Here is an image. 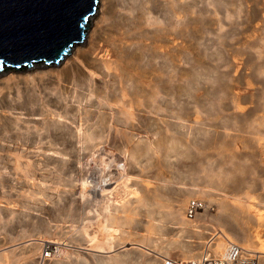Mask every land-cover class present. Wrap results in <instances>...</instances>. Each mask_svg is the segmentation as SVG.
I'll return each mask as SVG.
<instances>
[{
	"label": "rangeland",
	"instance_id": "obj_1",
	"mask_svg": "<svg viewBox=\"0 0 264 264\" xmlns=\"http://www.w3.org/2000/svg\"><path fill=\"white\" fill-rule=\"evenodd\" d=\"M190 28L183 49L173 48L167 60L183 62L175 68L174 80L167 85L157 80L163 92L158 103L163 113L149 120L140 118L141 132L129 147L75 152V158L30 167L41 182L42 186L35 189L41 187L44 196L40 192L38 195L44 201L28 199L20 211L11 215L1 210L0 252L1 248L13 249L18 258L41 254L44 264H138L134 251L139 249H167L165 256L169 257L198 255L209 251L210 237L217 231L213 224L214 200L208 198V213L193 222L192 229L198 232L186 229L168 214L184 193H189L187 217L192 219L196 212L200 213L203 197L193 192L197 188L210 187L205 189L228 197L246 189L263 200L250 212H264V148L248 138L255 134L264 139V130L256 127L257 121L264 120V0H230L215 7L200 24L192 22ZM146 60L139 67L137 81L147 93L156 66L171 65L161 57L157 64ZM0 62L2 68L8 64ZM96 107L93 103L83 108L90 109L88 123L93 126L91 131L99 134L106 129L105 116ZM111 160L118 171L107 178L110 184L104 190L106 196L110 194V200L118 201L129 196L124 193L128 189H137V195H143L141 202L131 198L133 217L128 223L103 220L101 205L105 196L92 193L87 204L81 206L82 197L71 192L87 171L102 170L103 163ZM120 165L130 180L120 177ZM137 176L145 180L143 194L134 179ZM14 182V186H4L8 195L23 191ZM54 188L58 189L55 193ZM97 221L106 223L107 229H98ZM262 232L263 228L259 234ZM104 237H109L110 247L96 251L92 246ZM32 240L47 243L39 248ZM172 240L181 248L176 243L171 245ZM22 261L25 260L18 263Z\"/></svg>",
	"mask_w": 264,
	"mask_h": 264
},
{
	"label": "bare ground",
	"instance_id": "obj_2",
	"mask_svg": "<svg viewBox=\"0 0 264 264\" xmlns=\"http://www.w3.org/2000/svg\"><path fill=\"white\" fill-rule=\"evenodd\" d=\"M228 2L230 0H96L83 30L85 36L83 34L84 37L71 44L58 60L50 63L33 60L20 68L8 64L3 68L0 66V212L7 210L11 215V212L20 211L28 199L35 203L44 201V191H40L41 187L35 189L42 186L41 182L36 171L31 172L30 167L75 158L78 156L75 152H103L131 146L135 142L134 137L141 132L138 125L140 118L153 119L164 111L158 104L163 92H160L161 84L157 80H164L166 85L172 83L175 68L183 65L181 60L178 64L167 62L170 51L176 46L183 49L182 44L191 33L192 22L200 24L215 7ZM159 57L164 58L172 68L157 65L146 93L137 81L139 67L146 58L149 64H157ZM93 103L97 105V111L105 116L106 129L99 134L91 131L92 125L88 123L90 109L83 108ZM73 110L76 113H70ZM256 124L258 129L264 130L263 119ZM248 138L264 148V139L255 134ZM63 154L67 155L66 158ZM112 162L103 163L102 170L87 171L83 181L71 192L82 197L81 206L87 204L92 193L101 198L105 196L101 205L103 220L128 223L133 217L131 198L141 202L143 195H137V189H128L124 193L129 196L123 198L122 195L118 201L110 200V194L106 196L104 190L110 184L107 178L117 173ZM118 168L121 178L126 181L131 179L123 165ZM88 178L94 183L89 184L91 180ZM134 179L139 192H146L144 178L137 176ZM14 180L23 191L8 195L4 186H12ZM25 186L31 190L24 189ZM205 188H197L193 192L215 202L213 224L217 226V231L210 235L208 249L211 255H225L229 245L236 244L246 250L247 257L254 258L256 264H264V212L259 215L250 212V208L263 200L246 189L239 195L228 197L207 190L210 187ZM56 191L58 189L54 188V193ZM39 192L43 196L38 195ZM188 194L184 193L168 214L186 229L198 232L192 229L193 222L208 213L210 199L201 198L202 210L190 219L186 215ZM17 202L20 203L18 206ZM105 224L97 221L98 229H107ZM261 228L263 232L259 234ZM34 240L33 245L39 248L47 243L45 240ZM175 243L176 240H172L170 244ZM178 246L181 248V245ZM92 247L96 251L109 248V237L96 241ZM206 251L192 256L178 254L177 258L196 261ZM165 253L167 249L158 252L134 251L138 264H158ZM43 257L38 254L18 258L14 257L13 249L4 248L2 251L1 248L0 264H19L20 259L28 264H44Z\"/></svg>",
	"mask_w": 264,
	"mask_h": 264
},
{
	"label": "water",
	"instance_id": "obj_3",
	"mask_svg": "<svg viewBox=\"0 0 264 264\" xmlns=\"http://www.w3.org/2000/svg\"><path fill=\"white\" fill-rule=\"evenodd\" d=\"M96 0H0V60L52 61L83 34Z\"/></svg>",
	"mask_w": 264,
	"mask_h": 264
},
{
	"label": "built area",
	"instance_id": "obj_4",
	"mask_svg": "<svg viewBox=\"0 0 264 264\" xmlns=\"http://www.w3.org/2000/svg\"><path fill=\"white\" fill-rule=\"evenodd\" d=\"M209 251L205 252L201 258L196 261L191 259L182 260L177 257L161 256L158 264H256L255 259L247 257L246 250L236 244L229 245V250L225 255H211Z\"/></svg>",
	"mask_w": 264,
	"mask_h": 264
}]
</instances>
